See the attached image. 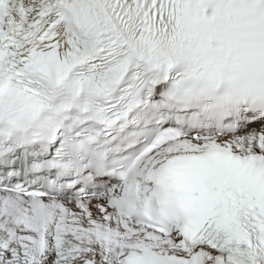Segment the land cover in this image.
<instances>
[{"label":"snow or ice","instance_id":"6c2138e0","mask_svg":"<svg viewBox=\"0 0 264 264\" xmlns=\"http://www.w3.org/2000/svg\"><path fill=\"white\" fill-rule=\"evenodd\" d=\"M0 264H264V0H0Z\"/></svg>","mask_w":264,"mask_h":264}]
</instances>
